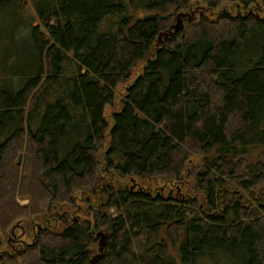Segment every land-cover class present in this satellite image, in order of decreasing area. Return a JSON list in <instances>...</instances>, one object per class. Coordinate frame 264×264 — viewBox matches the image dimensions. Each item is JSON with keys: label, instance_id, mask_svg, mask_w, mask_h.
<instances>
[{"label": "trees", "instance_id": "trees-1", "mask_svg": "<svg viewBox=\"0 0 264 264\" xmlns=\"http://www.w3.org/2000/svg\"><path fill=\"white\" fill-rule=\"evenodd\" d=\"M25 1L0 0V230L47 215L0 264H92L100 232L94 264H264V0L184 28L220 0ZM73 198L89 219L50 217Z\"/></svg>", "mask_w": 264, "mask_h": 264}, {"label": "rangeland", "instance_id": "rangeland-1", "mask_svg": "<svg viewBox=\"0 0 264 264\" xmlns=\"http://www.w3.org/2000/svg\"><path fill=\"white\" fill-rule=\"evenodd\" d=\"M31 4L29 3L28 0H26L24 2V7H26L27 10H30L31 13L33 14L32 8L30 6ZM237 3H232L230 1L227 0H220L218 5L216 6V8H214L213 10H209V8H206V5H200V6H195L192 5L190 6V9L186 12H182L181 14L183 15V20L180 23H176L173 27L178 28L176 26L179 27H183L185 25L186 22L191 21V22H196L201 13L206 14L207 16L210 17H214L215 15H217L218 13H227V14H231L234 15L236 14V12L238 11V7ZM250 10H252V8H249ZM185 27V26H184ZM183 27V28H184ZM18 35H24L23 32H19V29L17 31ZM159 42L162 41V37L158 40ZM156 48V46H155ZM139 71V68L135 69L132 75V78L135 77L137 75V72ZM124 85H119V91L117 92V96L115 99V105L112 107H108L105 109V115L109 118L110 115H112L113 113H117L120 111L121 109V102L122 99L124 97L125 94V88L123 87ZM109 120V119H108ZM110 125V124H109ZM22 154H19L16 156V158L13 159V162L18 166H20L22 164ZM33 159H30V161L32 162ZM7 168H8V172L10 173V163L7 162ZM38 170V168H37ZM39 171V170H38ZM103 178V177H102ZM19 181V180H18ZM23 183V181H22ZM26 184V188H28L30 186V188H28V190L30 192H32L33 197H34V207H37L38 209H40L43 205H46V199L43 198L41 196V194L39 193V188L37 186H33L32 184H30V180H27L24 182ZM29 186H28V185ZM187 184V182H185V185ZM18 188H20V186H18ZM42 200V201H41ZM13 201L15 202L17 208L19 209L18 214L21 212V210L26 209L25 211L28 210V208L31 207L30 204V199H28V197L24 196V195H19L16 194L14 196ZM84 201V200H83ZM82 200H78L76 198H73L72 203H70V206H66V204H59L56 206H52L51 209V213L52 215H50V217H55L57 216V212L60 211V213L62 214V217L64 216H69V214L72 212L73 216H77L79 218H88L87 214H89L91 212V207L90 205H88L87 203H84ZM69 208V209H68ZM67 209V210H66ZM112 211H108V214H110ZM14 212H8L6 214L7 217L11 218ZM71 213V214H72ZM42 215H47V210H45L44 212H38V213H34L32 214V220L30 219H21L20 221L18 220L19 217H15L12 218L11 220L13 222L16 223V225L13 227V230L10 229H5L4 230H0L1 233V240L3 242V245H0V258L4 255H12L14 256L15 254L18 255V247H23L25 245L29 244H33L34 243V239H35V235L38 232V229L40 226H44L45 222L43 221V218H41L40 216ZM5 216V218L2 221H6L7 217ZM3 217L1 216V219ZM78 218V219H79ZM89 219V218H88ZM54 221L50 222V224H53ZM1 228H5L4 226H2ZM3 231L5 232L3 234ZM104 233V232H102ZM96 238H94V240L97 242L95 243V245L92 243L90 246V249L92 251V256L91 259H94L96 257V255L98 254V250L100 248L99 246V242H100V238L95 236ZM93 241V242H95ZM33 242V243H32ZM98 244V246H97ZM94 251V252H93ZM12 258V257H11ZM19 259V257L17 258V260ZM16 260V262H17ZM15 262V263H16ZM18 264H21L20 262H17ZM7 264V263H4Z\"/></svg>", "mask_w": 264, "mask_h": 264}, {"label": "water", "instance_id": "water-1", "mask_svg": "<svg viewBox=\"0 0 264 264\" xmlns=\"http://www.w3.org/2000/svg\"><path fill=\"white\" fill-rule=\"evenodd\" d=\"M175 28V27H174ZM97 237L100 238V242H99V252L101 253L104 246H105V240H106V235L102 232L98 233L96 235ZM100 259V255L96 256L94 259L91 260V263L94 264L95 262H97Z\"/></svg>", "mask_w": 264, "mask_h": 264}]
</instances>
